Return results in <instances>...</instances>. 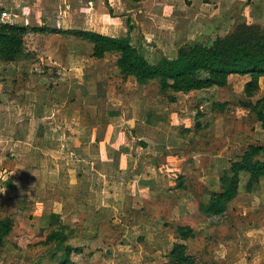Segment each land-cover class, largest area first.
<instances>
[{"label":"rangeland","instance_id":"obj_1","mask_svg":"<svg viewBox=\"0 0 264 264\" xmlns=\"http://www.w3.org/2000/svg\"><path fill=\"white\" fill-rule=\"evenodd\" d=\"M26 2L42 3L37 0ZM6 7L9 12L18 10L17 7ZM1 8L4 7H0V11ZM55 17L51 18L49 25L58 26ZM31 19L36 24L35 18ZM28 20L29 23L31 20ZM96 21L95 17L91 18L92 25ZM79 22L71 26L84 28ZM139 34L134 39L136 42ZM191 38L172 42L174 49L171 42L163 43L167 50L164 52L157 50L158 45L152 37L141 44L145 56L154 63L161 55L166 56L164 53L168 55L166 57H175L180 48L194 41L206 44L211 41L205 34H195ZM26 43L28 49L37 55L38 61L29 68L34 70L35 77L43 75L40 72L44 67L41 59L53 70V62L66 60L70 55L86 58L85 63L74 67V79L66 82L69 74L66 75L63 85L66 83L72 93L60 92L61 103L82 98L76 105L92 104L96 108L99 105L106 114L114 110L110 102L115 98L111 99V94L122 93L139 98L136 103L141 107L135 111V116L138 115L142 122L150 112L156 117L167 118L156 123L157 130L153 131L148 143L143 139V130L132 131L123 126L125 143L121 145L124 152L130 154L126 163L130 172L125 180L129 182L131 174H137L139 185L151 188V195L138 193L133 197L129 192L131 194H126L124 199L117 198V202L113 197L106 199L112 206L111 211L102 212L99 222L81 218L84 217L82 208L79 220L67 214L69 209L63 214L65 222L78 232L71 243L84 248L83 254L74 256V264H162L167 261L166 254L177 240L176 227L186 225L197 233V237L189 242V252L197 258V264H264V181L251 194L241 190L226 214L212 220L214 224L198 211V204L208 200V192L220 189V174L230 167V162L238 159L250 144H264V130L260 123L254 122L248 112L238 106L244 86L250 80L248 76L233 79L226 89L177 95L179 101L173 104L159 95L157 84L137 87L133 81L124 80L116 67L115 56L108 55L101 61L95 59L92 57L93 46L81 39L64 34L28 35ZM4 77L7 76L1 73L0 79ZM55 82V77L48 76L45 86L55 87ZM91 82L96 84L89 86ZM260 85L254 100L264 97V78ZM107 94L110 104L106 100ZM217 102H231L232 109L218 113L213 110V104ZM198 109L204 114L200 119L203 129L186 134L183 130H193L196 124ZM92 113L98 111H87L90 124L98 121L91 117ZM138 131L140 137L136 136ZM141 143L146 147H141ZM139 146L141 148L137 149ZM93 149L98 152L97 148ZM10 163V159L0 161V168L8 167ZM95 164L101 167L98 162ZM151 176L148 180L147 177ZM178 177L183 178L185 190L177 187ZM22 180L26 183H8L5 187L0 178V215L12 218L14 223L12 234L0 249V264H56L49 255L51 247L42 245L46 236L42 228L46 225L45 216L61 211V205L50 201L51 193L48 197L46 193H37L41 183L35 185L33 180ZM106 180L109 182L108 178ZM246 180L243 178V185ZM146 195L152 196L153 201L150 202Z\"/></svg>","mask_w":264,"mask_h":264},{"label":"crops","instance_id":"obj_2","mask_svg":"<svg viewBox=\"0 0 264 264\" xmlns=\"http://www.w3.org/2000/svg\"><path fill=\"white\" fill-rule=\"evenodd\" d=\"M37 1L43 4L36 5L26 0H0V7H4L2 10L7 9L6 6L9 9L17 7V23L30 28L46 26L58 30L94 31L110 37L130 34L133 45H138L139 41L144 43L146 39L149 41L152 37L158 45L157 50L162 52L167 51L163 47L165 42L172 44L190 40L195 34H205L212 41L217 36L227 35L236 22L264 23V0H142L139 3L130 0H82L79 3L80 0ZM52 17L57 19L58 26L48 24ZM92 17L96 18V24H91ZM31 18H35L36 24ZM79 20L84 28L71 26L80 24ZM137 34L138 42L134 40ZM28 35L55 34L30 32ZM26 46L28 48L27 43ZM108 55L115 56L116 64L117 56ZM41 60L44 67L40 71L43 75L39 77L33 75L32 69L0 61V75L7 76L0 79V161L10 159L11 162L8 167L0 168L3 186L26 183L22 179L33 180L35 185L41 183L42 187L37 193H46V197L51 193L50 201L61 205V211L53 213L60 214L64 220L63 214L69 209L67 214L79 220L82 208L84 217L81 218L87 221L92 218L90 222H99L102 212L111 211L112 206L106 200L108 198L113 197L117 202V198L124 199L126 194L133 193V197L138 193L151 195V188L139 185L137 174H131L129 182L125 180L130 172L126 166L130 154L124 152L121 145L125 143L123 126L132 131L143 130V139L147 143L153 137V131L157 130L156 124H146L147 118L142 122L138 115L135 116V111L141 107L136 103L139 98L122 93L111 94V99L115 98L114 102H110L114 110L106 114L99 105L98 108L92 104L76 105L82 98H76V101L73 98L69 103L66 101L62 104L60 92L72 93L66 83L63 85L66 75L69 74L66 82L74 79V67L85 63L86 58L70 55L66 60L53 62V70ZM48 76L56 78L55 87L45 86ZM233 79L236 77L232 76L230 81ZM91 84L96 83L91 82L89 86ZM109 97L107 94V102ZM87 111H98L90 115L98 121L90 124ZM112 112L116 114L111 116ZM136 136L140 137L139 131ZM95 162L101 167L96 166ZM80 175L83 181H79L82 178ZM148 195L150 202L153 201L152 196Z\"/></svg>","mask_w":264,"mask_h":264},{"label":"trees","instance_id":"obj_3","mask_svg":"<svg viewBox=\"0 0 264 264\" xmlns=\"http://www.w3.org/2000/svg\"><path fill=\"white\" fill-rule=\"evenodd\" d=\"M130 1L139 3L142 0ZM30 32L64 34L87 41L93 45L92 57L95 59H103L107 54L116 55V65L124 80H131L141 86L157 84L159 95L173 104L179 101L177 95H189L213 88L226 89L232 84V76L236 79L248 76L250 80L244 86L238 106L247 111L250 118L260 123L264 130V97L254 100L261 89V79L264 78V23L236 22L227 35L217 36L207 44L194 41L180 48L175 58L161 55L154 63L145 56L141 43L132 44L130 34L110 37L94 31L4 24L0 26V61L31 68L38 60L36 53L29 51L26 46L25 38ZM231 105V102H217L213 104V110L223 114L232 109ZM114 114L112 112L111 116ZM203 116L198 109L193 130L184 129L183 132L189 134L201 131L203 126L200 119ZM166 120V116L156 117L150 112L146 123L153 126ZM140 145L146 147L145 143ZM245 177L247 180L243 185ZM219 181L220 189L208 192V200L198 204L199 213L210 220L211 224L215 223L212 220L226 214L241 190L251 194L264 181V144H250L238 159L230 162L228 169L221 172ZM177 187L185 190L182 177H178ZM44 224L42 229L46 236L42 245L51 247L49 255L52 260L56 264H74V256L84 252V248L71 243L78 234L77 229L55 213L45 216ZM13 230L12 218L0 215V249ZM175 230L177 240L166 254L167 261L162 264H197V258L189 252V242L197 237L195 229L191 226H177Z\"/></svg>","mask_w":264,"mask_h":264},{"label":"built area","instance_id":"obj_4","mask_svg":"<svg viewBox=\"0 0 264 264\" xmlns=\"http://www.w3.org/2000/svg\"><path fill=\"white\" fill-rule=\"evenodd\" d=\"M18 14L15 12H9L8 9L0 11V26L4 24H16L18 19Z\"/></svg>","mask_w":264,"mask_h":264}]
</instances>
